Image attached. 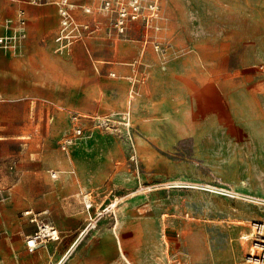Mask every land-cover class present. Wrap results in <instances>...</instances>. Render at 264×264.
<instances>
[{
	"label": "rangeland",
	"instance_id": "rangeland-1",
	"mask_svg": "<svg viewBox=\"0 0 264 264\" xmlns=\"http://www.w3.org/2000/svg\"><path fill=\"white\" fill-rule=\"evenodd\" d=\"M86 1L98 12L94 37L57 51L54 9L29 15L33 30L19 55L0 53V130L26 127L17 143L0 135L11 151L1 222L43 189L64 193L89 226L66 264H129L122 252L132 264H256L264 0H145L124 32L116 12H100L102 0ZM151 2L157 16L148 28ZM74 115L84 136L64 148ZM40 161L44 177L29 179Z\"/></svg>",
	"mask_w": 264,
	"mask_h": 264
},
{
	"label": "crops",
	"instance_id": "crops-1",
	"mask_svg": "<svg viewBox=\"0 0 264 264\" xmlns=\"http://www.w3.org/2000/svg\"><path fill=\"white\" fill-rule=\"evenodd\" d=\"M94 4L96 0H93ZM77 5L76 15L81 22L88 23L91 27L92 34H89L84 40L90 39L95 36L99 30V24L96 25V14L92 8L86 7L88 2L86 0H72ZM18 4L19 8L7 14L4 11L5 6H13ZM101 4V2L99 1ZM23 8L27 13L28 18V40L32 32V26L29 21V15L38 14L42 15L44 11H51L58 9L55 5L46 6H32L25 3V0H0V9L5 17H15L18 10ZM82 8L91 9V13L86 14ZM93 11V12H92ZM59 16V13H58ZM60 29V16L59 25L55 33L54 40L58 35ZM45 42V40H43ZM1 96V94H0ZM133 95L130 96V99ZM27 112L24 111L22 119L25 122L31 120V107L26 100L23 103ZM0 130V135L7 137L3 141L19 142L23 136V131L26 129L15 128V131ZM12 139V140H11ZM46 152V150H44ZM11 156L10 145L0 143V179H3V172L7 166L6 160ZM46 163L39 162L35 166L30 165L29 179H42L44 171H46ZM7 179V178H6ZM64 193H58L56 196L48 195V192L39 189L36 192L29 193L23 202L19 200L13 208L8 210L7 219L5 222L0 220V264H66V261L72 257L74 252L85 244L88 236V226L85 225V217L79 211L77 206L68 207L65 204ZM29 198V201H28ZM88 210V209H87ZM29 213V214H28ZM37 219L38 223L33 221ZM40 222L52 225L58 232L59 239H45L37 245L34 251H30L27 241L30 237L35 235L38 231V224ZM118 244V242H117ZM120 250V246H119ZM123 253V252H122ZM122 256V254H121ZM123 258V257H122Z\"/></svg>",
	"mask_w": 264,
	"mask_h": 264
},
{
	"label": "built area",
	"instance_id": "built-area-1",
	"mask_svg": "<svg viewBox=\"0 0 264 264\" xmlns=\"http://www.w3.org/2000/svg\"><path fill=\"white\" fill-rule=\"evenodd\" d=\"M144 2L145 0H102L100 12H116L118 16L116 27L120 32H124L127 22L137 20L143 14ZM25 3L32 6L55 5L57 7L60 16V29L55 38L57 51H65L73 43L83 41L89 34H92L90 25L78 20L75 13L78 7L72 0H25ZM156 5L157 2H151L149 4L150 15H144L148 28L152 27L150 20L157 16ZM82 10L86 14L91 13V9L82 8ZM27 39L28 18L26 11L21 8L15 17H5L0 9V53L19 55ZM72 119L77 123L73 129V137H67L64 141V148L72 144L75 141L74 138L78 139L84 136V130L79 124V116L74 115ZM102 124L101 121H98L99 126ZM86 208L91 209L92 205L86 202ZM33 221L38 223L35 218ZM45 239H59V235L52 225L40 222L38 231L27 241L29 250L34 251L37 245Z\"/></svg>",
	"mask_w": 264,
	"mask_h": 264
},
{
	"label": "bare ground",
	"instance_id": "bare-ground-1",
	"mask_svg": "<svg viewBox=\"0 0 264 264\" xmlns=\"http://www.w3.org/2000/svg\"><path fill=\"white\" fill-rule=\"evenodd\" d=\"M124 198V197H123ZM116 205H117V202H114L109 208H111V207H116ZM109 209H104L103 211H101V213H100V215H105L106 213H107V211H108ZM112 210V209H111ZM110 211V210H109ZM106 212V213H105ZM96 219L93 221V223H91L90 224V226H96ZM258 224H255V225H253L254 226V229H255V231H254V233H256L257 234V230H260V232L261 233H263L264 232V225H262V226H257ZM88 229H89V226L87 227ZM253 235L254 234H252V233H250V234H246L245 233V235H244V239L245 240H250V239H252V237H253ZM257 242V241H256ZM255 249H257L259 252L261 251L262 253H260L261 255L260 256H256V257H252L251 258V261L253 262V263H256V264H264V240H260V241H258V244H256V246H255ZM122 257H123V259H125L129 264H132L131 262H130V260L124 255V253H122Z\"/></svg>",
	"mask_w": 264,
	"mask_h": 264
}]
</instances>
